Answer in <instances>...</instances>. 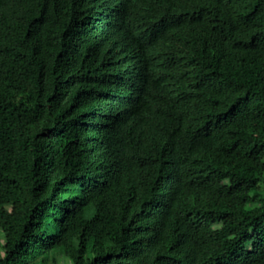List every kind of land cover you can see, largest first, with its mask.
Instances as JSON below:
<instances>
[{
	"label": "trees",
	"instance_id": "obj_1",
	"mask_svg": "<svg viewBox=\"0 0 264 264\" xmlns=\"http://www.w3.org/2000/svg\"><path fill=\"white\" fill-rule=\"evenodd\" d=\"M0 264H264V0H0Z\"/></svg>",
	"mask_w": 264,
	"mask_h": 264
},
{
	"label": "rangeland",
	"instance_id": "obj_2",
	"mask_svg": "<svg viewBox=\"0 0 264 264\" xmlns=\"http://www.w3.org/2000/svg\"><path fill=\"white\" fill-rule=\"evenodd\" d=\"M3 243H4V236L0 228V255H2V252H3L2 250ZM56 264H71V262L67 258L62 257L58 260V262H56Z\"/></svg>",
	"mask_w": 264,
	"mask_h": 264
}]
</instances>
